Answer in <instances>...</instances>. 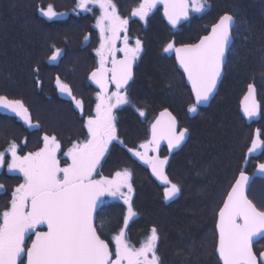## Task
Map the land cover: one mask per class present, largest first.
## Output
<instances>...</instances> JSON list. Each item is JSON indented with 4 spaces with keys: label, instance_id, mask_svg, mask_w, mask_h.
<instances>
[{
    "label": "trees",
    "instance_id": "obj_1",
    "mask_svg": "<svg viewBox=\"0 0 264 264\" xmlns=\"http://www.w3.org/2000/svg\"><path fill=\"white\" fill-rule=\"evenodd\" d=\"M48 1L0 0V96L22 101L31 120L40 126L28 132L21 123L0 113V152L5 155L11 143H17L21 150H37L42 136L54 135L64 148L84 133L78 114L56 97L53 86L56 78L62 79L84 103L92 101L90 96L86 98L89 90L84 87L89 71L86 66L98 41L93 28L96 14L84 19L70 15L65 21L47 23L38 16V9ZM141 2L113 0L119 13L130 18V37L141 41L142 51L126 92L131 103L116 114L119 140L109 148L96 171L100 178L130 170L136 215L125 226L128 206L120 200L106 199L95 224L113 253L115 242L111 237L121 227H125L128 242L136 248L155 227L162 264H220L216 255L217 213L242 168L253 177L246 190L248 198L264 211V175L257 173V165L264 163V149L248 153L257 130L264 141V0H207L203 12L190 13L175 26L168 22L159 4L146 21L131 17V9ZM58 4L55 1L52 5L58 9ZM67 4L71 8L75 2L68 0ZM225 13L234 15L236 24L223 77L209 105L189 113L188 107L194 103L191 92L176 66L173 51L166 53L163 49L169 42L175 47L197 42ZM85 36L90 40L86 41ZM54 40L63 44L65 51L57 66L46 61ZM249 84L255 87L260 105L259 115L254 118L240 111ZM165 109L176 117L179 129H188L179 148L169 153L164 149L168 157L166 175L181 189L170 200L164 199L165 187L158 186L129 155V149L149 140L152 121ZM141 111L145 115L141 116ZM5 185L9 187L4 186L0 193V213L10 205L14 187ZM263 250L264 238L253 244L257 257Z\"/></svg>",
    "mask_w": 264,
    "mask_h": 264
},
{
    "label": "snow or ice",
    "instance_id": "obj_2",
    "mask_svg": "<svg viewBox=\"0 0 264 264\" xmlns=\"http://www.w3.org/2000/svg\"><path fill=\"white\" fill-rule=\"evenodd\" d=\"M158 3L163 4L164 15L173 26L181 19L188 18L190 13H201L207 7V0H142L138 7L132 9L131 17L146 21ZM90 4H98L101 9V15L96 21V27L100 30V47L96 49L100 58L99 67L90 74V79L99 85L100 92L97 93L95 114L85 121L87 139L73 143L65 153L71 163L63 168L57 160L56 153L60 144L54 135H44L43 147L24 156L17 155L15 143L10 145L12 159L8 162V169L23 173L24 183L14 189L10 207L0 213V264H17L22 255H26L27 264H162L157 254L159 235L155 227L139 248L128 242L125 227H121L111 237L115 242L113 253L109 244L101 238L95 224V213L101 197L106 194L120 197L128 206L124 216L125 226L136 215L132 206L130 170L117 171L112 178L101 176L93 179V174L110 143L119 140L113 109L131 103L126 95L127 86L133 79V66L141 54L142 43L137 39L134 47L129 46L126 33L130 18H122L118 14L113 0H78L77 7L90 11ZM40 12L49 20L62 15L54 11L51 4L47 8L41 7ZM235 24L234 15L225 13L198 43L175 47L169 42L164 47L166 53L175 51L177 62L191 84L195 103L188 107L189 113L197 112L198 105L207 102L216 88ZM121 31L125 32L124 47L119 51L124 55L117 60L115 42L120 38ZM85 40H88L87 36ZM60 52L61 49H55L49 59L56 60ZM109 56L112 63L110 69L105 66ZM110 83L115 85L116 91L109 95ZM57 85L62 93L72 97L77 108L83 109L82 101L72 96L68 84L57 78ZM244 101V115L247 118L257 117L260 105L255 99L252 84L248 85ZM0 108L9 110L28 126H33L28 109L22 101L0 96ZM140 115L145 113L141 111ZM187 133L186 128L178 129L176 118L165 109L151 124V139L139 145L144 151L129 149L151 167L153 175L164 182L165 200L176 197L181 189L165 174L168 157H149L148 149L152 146V151H155L164 140L171 152L182 145ZM257 133L248 153L264 149V141L259 139V130ZM245 159L248 157L245 156ZM4 163L5 153L0 152V166ZM257 169L264 175V163L258 164ZM251 180L252 177L246 175L242 168L219 209L216 251L223 264H264V251L259 253V257L253 251L254 239L264 237V211L258 210L246 195ZM3 187L0 185V189ZM125 187L126 193L122 191ZM40 224L47 225L46 232L36 231ZM30 231L35 233V239L31 246L26 247V236ZM20 264H23L22 260Z\"/></svg>",
    "mask_w": 264,
    "mask_h": 264
},
{
    "label": "flooded vegetation",
    "instance_id": "obj_3",
    "mask_svg": "<svg viewBox=\"0 0 264 264\" xmlns=\"http://www.w3.org/2000/svg\"><path fill=\"white\" fill-rule=\"evenodd\" d=\"M52 1V2H51ZM59 2V4H58V9H56V8H54V11H56L57 13H62V15H59V16H57V17H55V18H53V19H51V20H49L47 17H45V16H43L42 14H41V12H40V8L38 9V16L40 17V18H42V19H44L47 23H55V22H60V21H65L70 15L72 16V17H75V18H82V19H84L85 17H91V15L93 14V13H95L96 14V16H95V19H94V23H93V28H94V30H96V32L100 35V33H99V31H98V29H97V27H96V21H97V18L100 16V8L97 6V5H92V4H90L88 7L91 9L90 11H84V10H81V9H79L78 7H77V3H78V0H74V2H75V5H73L71 8H69V6H68V0H50V1H48V3H47V5L44 7V8H47V6L49 5V3L52 5L54 2ZM159 5H161L160 3H158ZM162 6V5H161ZM163 8V7H162ZM133 9V8H132ZM132 9H131V12L130 13H132ZM117 11H118V9H117ZM118 14L122 17V18H124V17H127V16H122L120 13H119V11H118ZM128 18V17H127ZM135 18H137V19H139L138 17H135ZM140 20V19H139ZM142 21V20H141ZM130 23V22H129ZM130 26H129V24H128V26H127V33H126V35H127V37H128V43H129V46L130 47H134L135 46V42H136V40H133L131 37H130ZM83 33H84V31H83ZM97 34V35H98ZM98 35V37H97V42H96V45L93 47V49H92V56H91V58L89 59V61H88V65L86 66V67H89L88 68V73H87V85H85V87L84 86H81V88L82 87H84L86 90H89V94L86 96V98H88L89 96L92 98V101L90 102V104H87V103H84L83 101H82V99L80 98V97H77V96H75L73 93H72V96L73 97H75V99H77V100H81L82 101V104H83V109L81 110V109H79V108H77L76 107V105H75V103H74V100L72 99V97L70 98L67 94H65V93H62L61 91H60V89H59V86L57 85V78H56V81H55V83H54V86H53V88H54V93H55V95H56V97L57 98H59L60 100H62V101H64V102H66V103H68L75 111H76V113L78 114V117H79V121H80V123H81V127H82V129H83V136L81 137V139L80 140H75L74 142H82V141H84L85 139H87V136H88V133H87V129H86V127H85V121L87 120V118L89 117V116H93L94 115V108H95V105H96V103H97V101H96V99H97V93L98 92H100V89H98V88H96V87H94V86H92L91 84H90V81H89V75H90V73L94 70V69H96L97 67H99V57H98V55H97V53H96V49L98 48V44H99V41H100V36ZM124 36H125V32L124 31H121V33H120V38L118 39V40H116V42H115V48L117 49V51L115 52V56H116V59L118 60V59H120V58H123V52H121V51H119V49H121V48H123L124 47V43H123V40H124ZM89 40H90V38H88ZM88 43H89V41H88ZM55 49H61V52H60V54H59V56L57 57V59L56 60H50L49 59V57H51L52 55H53V52L55 51ZM50 54H49V56L47 57V59H46V61L50 64V65H52V66H57V65H59V63L61 62V60H62V58L64 57V53H65V51H64V46H63V44H59L56 40H54L53 42H52V44L50 45ZM107 68H111L112 67V63H111V56H109L108 57V60H107V63H106V65H105ZM135 67H136V63H135V66H134V71H135ZM86 69V68H85ZM64 71V70H63ZM87 71V70H86ZM110 75H111V73H109V77H110ZM62 83H65L66 84V82L64 81V80H62V79H59ZM129 84H130V82H129ZM129 86V85H128ZM127 86V87H128ZM108 89H109V93L108 94H110L111 92H114V91H116V89H115V87L113 86V84H108ZM127 104H123V105H121V106H119V107H117V108H115V109H113V114L116 116V114H117V111L118 110H120V109H122L124 106H126ZM0 109H3V108H0ZM0 113H3V114H5V115H7V116H9V118H12V120L14 119V120H16V121H18V123H21L23 126H24V128H26L27 129V131L28 132H35L36 130H39L40 129V126L39 125H37V124H35L32 120V127H30V126H28L22 119H20L19 117H17L14 113H12V112H10L9 110H7V109H3V110H0ZM29 116H30V114H29ZM149 136H150V129H149ZM43 137V136H42ZM67 139V138H66ZM42 142H43V144H44V141H43V138H42ZM73 142V143H74ZM73 143L70 145V146H72L73 145ZM117 143V140H114V141H112L111 143H110V145H109V148L112 146V145H114V144H116ZM12 144V143H11ZM10 144V145H11ZM16 145H17V155H19V156H24V155H26V154H28V153H31V152H36V151H38L41 147H43V145H41V147L39 148V149H37V150H34L33 148L32 149H27V148H24V150L22 149H20L19 148V146H18V144L17 143H15ZM10 145L8 146V148H7V150H6V155H7V157L10 155V151H9V149H10ZM23 145H24V141H23ZM70 146L68 147V146H65L64 148H61V145H60V148L57 150V153H56V156H57V159L59 160V164L61 165V166H63V167H66L67 165H68V158H66L65 157V153H67L68 152V150H69V148H70ZM164 149H166V152L167 153H169L170 151L167 149V147H165V146H159V148H157L155 151H152V146H149V149H148V156L149 157H155V156H159L160 158H164L166 155H164ZM109 150V149H108ZM135 151H141V152H143L144 151V149H141L139 146L136 148V149H134ZM174 151V150H173ZM172 152V151H171ZM108 153V151L105 153V156H106V154ZM63 154V155H62ZM6 155H5V163L2 165V166H0V168L2 167V170L3 171H1L0 172V175L3 173L6 177L5 178H7V176L8 177H14V178H17V177H22L21 176V174L20 173H17V172H13V171H10V172H8V163H7V157H6ZM60 155H62V157H60ZM129 155L131 156V158L133 159V160H135L138 164H140L141 166H143V168L149 173V171H148V168H149V165L148 164H146V163H144V161H142V160H140L138 157H136L135 155H133V152H130L129 151ZM104 156V157H105ZM103 157V158H104ZM102 158V159H103ZM101 159V160H102ZM167 164V166H168V162L166 163ZM5 169V170H4ZM97 171V170H96ZM123 171V170H122ZM165 174H167V169H166V172H165ZM93 178H95V179H99V177H97V174H96V172L93 174ZM108 178H112V177H108ZM162 187H165V186H162ZM16 188V187H15ZM14 188V189H15ZM14 189L12 190V193H13V191H14ZM1 193H3V192H1ZM12 193H10V194H12ZM108 197H107V194H106V198H105V201H106V199H107ZM11 199H12V196H11V198H10V201H11ZM120 201H123V200H120ZM36 231H38V229H36ZM33 235H34V232H29L28 234H27V236H26V247H28L29 246V244H30V242H31V240H32V237H33ZM23 259V264H24V262H25V255H22L21 256V258H20V260H22ZM20 260H18V262H17V264H20Z\"/></svg>",
    "mask_w": 264,
    "mask_h": 264
},
{
    "label": "water",
    "instance_id": "obj_4",
    "mask_svg": "<svg viewBox=\"0 0 264 264\" xmlns=\"http://www.w3.org/2000/svg\"><path fill=\"white\" fill-rule=\"evenodd\" d=\"M161 5H162V7H163V13H164V6H163V4L162 3H160ZM166 17V16H165ZM167 18V17H166ZM185 19H181L180 21H178L177 22V24L178 23H180V22H183ZM218 21V20H217ZM216 21V22H217ZM169 22V21H168ZM170 23V22H169ZM211 31V27L209 28V30H208V32H207V34H205V35H208V33ZM205 35H203V36H205ZM202 37V36H201ZM200 37V38H201ZM200 38H199V40H200ZM199 40L197 41V42H195V43H198L199 42ZM232 41H233V38H232V40L230 41V43H229V48H230V46H231V44H232ZM195 43H193V44H195ZM177 47H180V46H177ZM229 48H228V51H229ZM228 51H227V53H228ZM227 53H226V57H225V60H224V63H223V65H222V75H221V77L218 79V81H217V85H216V88L214 89V91H213V93L211 94V96H210V98H209V100L207 101V102H204V103H201L200 105H198V107H200V108H205V107H207L208 105H209V103L211 102V100L213 99V97L215 96V94H216V92H217V90H218V87H219V84H220V82H221V79H222V77H223V67H224V65H225V62H226V58H227ZM173 56H174V60H175V63H176V66H177V68H178V70L183 74V76H184V80H185V84L187 85V87L189 88V90H190V92H191V95H192V98H193V100H194V103H195V97H194V95H193V93H192V89H191V84L188 82V80H187V77H186V75L184 74V72H183V69L179 66V64H178V62H177V59H176V54H175V51L173 50ZM120 59H122V58H120ZM119 60V59H118ZM134 66H135V64H134ZM134 66H133V78H134ZM91 74V73H90ZM110 77H111V75H110ZM109 77V78H110ZM133 80V79H132ZM132 80H130L129 82H131ZM89 81H90V84L92 85V86H94V87H96V88H98V89H100V87H99V85L98 84H96L93 80H91L90 79V75H89ZM113 86L115 87V85L113 84ZM254 87V86H253ZM116 89V88H115ZM254 89H255V87H254ZM247 92H248V88H247V90H246V92H245V94H244V96H243V98H242V100H241V103H240V111H241V113H242V115H244V112H243V103L245 102L244 101V98H245V95L247 94ZM70 97V96H69ZM71 98V97H70ZM255 99H256V101H257V98H256V89H255ZM257 103H258V101H257ZM164 110H162V111H160V112H158L157 113V115L155 116V118H154V120L152 121V123H154L155 121H156V119L158 118V117H160V114H161V112H163ZM168 112H170V111H168ZM171 113V112H170ZM172 114V113H171ZM172 116H174L173 114H172ZM175 117V116H174ZM176 118V117H175ZM176 121H177V125H178V129H179V124H178V120L176 119ZM151 123V124H152ZM188 136V133H187V135H186V137ZM151 139V125H150V136H149V140ZM186 139V138H185ZM160 146H165V147H167V149H168V145H167V141H164V140H162L161 142H160ZM169 150V149H168ZM175 150V149H174ZM173 151V150H172ZM161 159H163V158H161ZM166 169H167V164L165 165V172H166ZM148 171H149V175H150V177L152 178V180L153 181H155L156 182V184L158 185V186H165V184H164V182L162 181V180H160V179H158L155 175H153V173H152V170H151V167L149 166V168H148ZM246 175H248V174H246ZM239 176V175H238ZM237 176V177H238ZM248 176H250V175H248ZM250 177H252V176H250ZM253 178V177H252ZM93 179H95V178H93ZM252 181V180H251ZM235 182V181H234ZM231 189V188H230ZM230 189H229V191H230ZM247 190V189H246ZM247 195V194H246ZM226 197H227V195H226ZM225 197V198H226ZM105 198H106V195L105 196H103V197H101V202H100V205H99V208H98V211L101 209V207L104 205V203H105ZM223 206V203H222V205H221V207ZM97 211V212H98ZM219 212V211H218ZM97 213H95V215H96ZM217 220H218V213H217V218H216V223H217ZM36 229H38V231H41V232H46L47 231V225L46 224H40V225H37V228ZM215 229H216V235H217V241H216V248H217V244H218V239H219V233H218V230H217V228H216V225H215ZM262 238H264V237H257V238H255L254 239V241H253V244L254 243H256V242H258L260 239H262ZM33 239H35V233H34V235H33V237H32V240ZM32 240H31V242H32ZM31 242H30V244H29V246H31ZM105 242L106 243H108L106 240H105ZM28 246V247H29ZM109 248H110V250H111V247H110V245H109ZM112 251V250H111ZM264 251V250H263ZM216 255H217V258H218V260H219V263L220 264H223V262L220 260V258H219V254H218V252L216 251ZM24 264H27V257H26V255H25V262H24Z\"/></svg>",
    "mask_w": 264,
    "mask_h": 264
},
{
    "label": "rangeland",
    "instance_id": "obj_5",
    "mask_svg": "<svg viewBox=\"0 0 264 264\" xmlns=\"http://www.w3.org/2000/svg\"><path fill=\"white\" fill-rule=\"evenodd\" d=\"M92 5H97L98 7H99V5L98 4H92ZM154 10V9H153ZM152 10V11H153ZM100 15H101V9H100ZM98 29V31H99V33H100V30H99V28H97ZM98 34V33H97ZM99 35V34H98ZM100 36V35H99ZM100 47V41H99V44H98V48ZM97 48V49H98ZM99 57V56H98ZM111 94V93H110ZM109 94V95H110ZM96 101H97V99H96ZM121 106V105H120ZM95 109V108H94ZM0 110H3V109H0ZM94 114H95V112H94ZM44 135V134H43ZM52 136V135H51ZM43 137H41V139H42ZM42 145H44L43 144V142H42ZM72 146H70V148H71ZM65 157L66 158H68V164H70L71 163V159L68 157V156H66L65 155ZM11 159H12V156H11V152H10V155L7 157V163L8 162H10L11 161ZM58 160V159H57ZM58 162H59V160H58ZM59 166L61 167V168H63V166H61L60 164H59ZM5 170V169H4ZM1 171H3L2 170V167L0 168V172ZM8 172H10L9 171V169H8ZM13 172H17V173H20L21 174V176L22 177H17V178H11V179H7V178H5L6 176L2 173L1 175H0V185H3V186H5V188L6 187H9L8 185H5L6 183H9V184H12L11 186H14L13 188H12V190L15 188V187H18L20 184H22V183H24V176H23V173H21V172H19L18 170H15V171H13ZM257 173L258 174H260L259 172H258V170H257ZM61 176H62V174H60ZM256 175V174H255ZM8 178H10V177H8ZM6 180H8L7 182H6ZM3 189H4V187H3ZM3 189H0V193L1 192H4V190ZM122 191L123 192H127V188L125 187V188H123L122 189ZM11 193H12V191H11ZM11 196H12V194H10V197H9V199L11 198ZM107 199L108 200H123V199H121L120 197H112V196H109V195H107ZM8 207H10V205L8 206ZM4 210H6V209H4ZM4 210H2L1 212H3ZM0 223H2V216H1V218H0ZM114 252H115V243H114ZM115 258V257H114ZM113 258V259H114Z\"/></svg>",
    "mask_w": 264,
    "mask_h": 264
}]
</instances>
